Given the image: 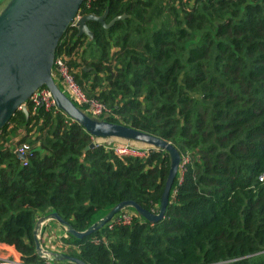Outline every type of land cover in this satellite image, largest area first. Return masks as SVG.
Instances as JSON below:
<instances>
[{"label":"trees","instance_id":"obj_1","mask_svg":"<svg viewBox=\"0 0 264 264\" xmlns=\"http://www.w3.org/2000/svg\"><path fill=\"white\" fill-rule=\"evenodd\" d=\"M150 5L83 0L80 14L125 17L86 22L90 38L67 26L54 54L66 53L78 85L91 81L109 111L98 118L168 141L183 164L162 218L69 236L78 248L67 254L86 264H264V0H164L155 14ZM14 131L31 146L26 165L6 142ZM91 141L59 110L17 109L0 129V243L25 263L50 264L34 252L35 209L77 231L120 201L157 210L167 152L116 156Z\"/></svg>","mask_w":264,"mask_h":264},{"label":"water","instance_id":"obj_2","mask_svg":"<svg viewBox=\"0 0 264 264\" xmlns=\"http://www.w3.org/2000/svg\"><path fill=\"white\" fill-rule=\"evenodd\" d=\"M83 0H7L0 8V129L11 114L19 109L27 115L25 103L38 87L45 86L51 93L56 109L69 119L79 123L94 138H109L136 145L160 148L167 152L169 165L161 191L157 212L151 213L130 200L113 205L104 215L93 221L84 230H74L67 222L52 211L34 221L32 238L35 254L43 259L86 264L67 253L56 254L41 245V228L52 220L64 232L74 238H82L99 229L113 214L131 207L147 222L162 218L168 201L173 178L178 170L180 156L168 141L132 127L109 122L87 115L62 92L51 75L52 60L59 38L70 24ZM105 10L99 14H81L76 20V36L91 37L86 22L95 21L109 27L125 14L104 22ZM93 146L90 142L88 147ZM23 158L22 155H17Z\"/></svg>","mask_w":264,"mask_h":264},{"label":"built area","instance_id":"obj_3","mask_svg":"<svg viewBox=\"0 0 264 264\" xmlns=\"http://www.w3.org/2000/svg\"><path fill=\"white\" fill-rule=\"evenodd\" d=\"M81 16L79 11L77 10V13L73 20L68 25L69 27L76 28L75 22L76 20ZM68 56L66 53H64L62 50H59L55 52L53 55L52 60V68H51V75H56L57 80L60 85V89L62 92L70 98L72 101H74L76 104L82 107L83 111L91 116V117H99L104 112L107 111L106 105L101 102L100 100H97V98H88L82 90L80 85L76 82L74 78V72L72 68L69 65L68 62ZM26 109L29 107V109L34 112L38 108H42L45 111H51V110H57L55 106V102L52 98V95L50 91L45 86H40L36 88L28 97L26 103H25ZM98 140L94 139L93 141H97L98 144H104L103 140H107L109 144L106 146L114 155L116 156H137V157H144L147 154V151L149 147L147 146H137L133 145L131 143L126 142H112L110 144V140L108 139H101L97 138ZM105 145V144H104ZM10 150L16 155H22L23 158H19L21 165H26V158L27 155L31 151V146L26 142H11L9 145ZM183 162H179V166H181ZM264 177V172L258 176L259 180H262ZM134 216H137L136 213L131 211L130 209H121L120 211L113 214L106 222V228L110 229L115 225H127L132 221V218ZM47 224V223H45ZM44 224V225H45ZM44 225L41 228V235H42V229ZM62 230V229H61ZM51 231H48L46 233L45 238H47V241L42 238L40 239L41 245L44 249L54 252L56 254H60V252L66 251L65 248H77L76 245L70 244L67 240L69 239V235L64 232V239L55 238L54 234L52 235L50 233ZM103 239V237H94L93 242L97 243L99 240ZM12 248L11 250H9ZM65 249V250H64ZM48 263L53 264L54 260H51L49 258L45 259ZM0 264H27L25 263L21 257L20 254L10 245H7L5 243H0Z\"/></svg>","mask_w":264,"mask_h":264},{"label":"rangeland","instance_id":"obj_4","mask_svg":"<svg viewBox=\"0 0 264 264\" xmlns=\"http://www.w3.org/2000/svg\"><path fill=\"white\" fill-rule=\"evenodd\" d=\"M6 1L7 0H0V8L6 3ZM163 1L164 0H151V5H150V7H149V10L151 9L152 10V12L155 14V12H156V10L155 9H153L152 7H156V8H160L161 6H163ZM148 11V10H147ZM160 18H161V14L160 15H158V16H155V18H153L154 19V22L156 23V24H158L159 23V21H160ZM146 19V18H145ZM144 19V20H145ZM78 68L79 69H89L88 67H86V65H84V64H79L78 63ZM73 70V72H75V69H72ZM100 77H102V75H101V73H100V75H99ZM52 78H53V80H54V82L58 85V87L60 88V85H59V82H58V80H57V77H56V75H53L52 76ZM80 80H81V78H80ZM82 80H84L83 78H82ZM89 83H87V84H85L84 82H82L81 84V90L83 91V92H85L84 94L86 95V96H88V98H95L96 97V95H94V94H96V91H93V89H90V83H91V81H88ZM94 82V88H96V89H100L99 87H100V85L102 84V80H100V79H97V80H95V81H93ZM93 92V93H92ZM97 98V97H96ZM97 100H99L98 98H97ZM107 112H109L108 111V108H107V111L106 112H104L103 114H102V116H104ZM98 118V117H97ZM15 132V131H14ZM16 133V132H15ZM15 133H13L12 135H11V132H8L7 133V137H5V139H8L6 142H14V141H17V139H18V136L20 135V134H15ZM94 139H96V140H98L97 138H94V137H92V143H93V145H98L96 142L97 141H93ZM103 139H105V138H103ZM108 139V138H107ZM104 141V144H105V146H107L106 145V141L105 140H103ZM112 142H114V143H116V140H114V139H111L110 140V144L112 143ZM127 143V142H126ZM134 144V143H133ZM112 145V144H111ZM148 147V146H147ZM150 148V147H149ZM179 169H180V167H178V171H179ZM160 199V198H159ZM126 209H130L131 211H133L134 213H136V215L138 216V214H137V212L133 209V208H131V207H127ZM149 212H151V213H156L157 212V210L155 211V212H153V211H149ZM101 214V212H97V213H95L94 214V216H99ZM105 213H103L102 215H104ZM101 215V216H102ZM100 216V217H101ZM100 217H98V218H100ZM97 218V219H98ZM96 220V219H95ZM94 220V221H95ZM50 222L51 223H55L54 221H52V220H50V221H48V223L50 224ZM132 222V221H131ZM130 222V223H131ZM105 224V223H104ZM71 244V243H70ZM78 248V247H77ZM77 248H76V250H77ZM12 248H10L9 250H11ZM65 249H67L66 251H63V252H60V254L61 253H67L68 252V250H70V249H72L71 247L70 248H65ZM64 249V250H65ZM60 261H62V260H60Z\"/></svg>","mask_w":264,"mask_h":264},{"label":"crops","instance_id":"obj_5","mask_svg":"<svg viewBox=\"0 0 264 264\" xmlns=\"http://www.w3.org/2000/svg\"><path fill=\"white\" fill-rule=\"evenodd\" d=\"M82 82H84L85 84H87L88 83V80H85L84 79V80H82ZM72 102L75 103L74 101H72ZM20 132L21 131H18V133H15V134L18 135V134H20ZM101 139H103V138H101ZM108 140H111V139L108 138ZM116 142H121V141H117L116 140ZM122 142H124V141H122ZM127 143H130V142H127ZM131 144H133V143H131ZM133 145H136V144H133ZM137 146H141V145H137ZM47 212H49V210H47V209H35L34 210V218L33 219L36 220V218H38L39 216H42V215L46 214ZM46 223L47 224H45L44 227H43V229H42V235H41L42 240L45 239L47 241V238H45V236H46V233L48 231H51L50 233L52 235L54 234L55 238H58L59 237L60 239H64L65 236H64L61 228L56 223H51V222H50V224L48 222H46ZM57 263L58 264H61L63 262L62 261H57ZM57 263H54V261H53V264H57Z\"/></svg>","mask_w":264,"mask_h":264},{"label":"bare ground","instance_id":"obj_6","mask_svg":"<svg viewBox=\"0 0 264 264\" xmlns=\"http://www.w3.org/2000/svg\"><path fill=\"white\" fill-rule=\"evenodd\" d=\"M109 143L107 142L106 145H108Z\"/></svg>","mask_w":264,"mask_h":264}]
</instances>
